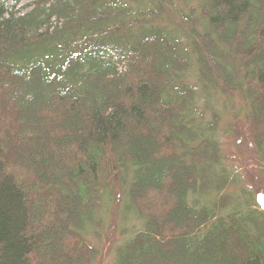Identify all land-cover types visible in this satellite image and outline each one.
I'll list each match as a JSON object with an SVG mask.
<instances>
[{
  "label": "trees",
  "instance_id": "1",
  "mask_svg": "<svg viewBox=\"0 0 264 264\" xmlns=\"http://www.w3.org/2000/svg\"><path fill=\"white\" fill-rule=\"evenodd\" d=\"M23 1L0 0V264H96L112 203L110 264H264V0Z\"/></svg>",
  "mask_w": 264,
  "mask_h": 264
},
{
  "label": "rangeland",
  "instance_id": "2",
  "mask_svg": "<svg viewBox=\"0 0 264 264\" xmlns=\"http://www.w3.org/2000/svg\"><path fill=\"white\" fill-rule=\"evenodd\" d=\"M31 0H25L22 2L23 5L29 4ZM222 149L224 151L225 159L227 160V165L234 170L235 172H242L243 166L241 161L239 160L236 151L234 149V143L229 139V138H222L221 141ZM122 203L120 204H111L108 208V220L114 216H111V213H115L114 211L116 210V207H118V214L114 217L115 221V226H110V233H109V228L106 229V226L108 224V221H105L104 228L101 230V233L99 237H90V242L94 244L96 247H100L102 256L101 260L97 262L96 264H110L111 260L113 259V252L115 251L116 246L122 242L123 240V235H122V229L124 227L123 223V217L120 212L119 207H121ZM135 225L133 222L129 227L126 229L128 230L127 232L130 233V228H132ZM113 236V238L111 237Z\"/></svg>",
  "mask_w": 264,
  "mask_h": 264
},
{
  "label": "snow or ice",
  "instance_id": "3",
  "mask_svg": "<svg viewBox=\"0 0 264 264\" xmlns=\"http://www.w3.org/2000/svg\"><path fill=\"white\" fill-rule=\"evenodd\" d=\"M261 202L264 203V197H261Z\"/></svg>",
  "mask_w": 264,
  "mask_h": 264
}]
</instances>
